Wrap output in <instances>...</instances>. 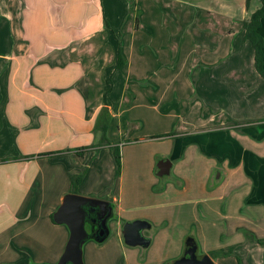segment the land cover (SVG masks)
Listing matches in <instances>:
<instances>
[{"label": "crops", "instance_id": "obj_1", "mask_svg": "<svg viewBox=\"0 0 264 264\" xmlns=\"http://www.w3.org/2000/svg\"><path fill=\"white\" fill-rule=\"evenodd\" d=\"M229 1L0 0V264L59 260L70 230L51 214L84 167L78 191L113 206L85 264H172L189 237L264 264V77L243 25L260 1ZM104 107L119 175L110 145L77 151ZM136 219L148 246L124 240Z\"/></svg>", "mask_w": 264, "mask_h": 264}, {"label": "water", "instance_id": "obj_2", "mask_svg": "<svg viewBox=\"0 0 264 264\" xmlns=\"http://www.w3.org/2000/svg\"><path fill=\"white\" fill-rule=\"evenodd\" d=\"M158 175H167L171 172L172 161L169 158L159 160ZM113 214L112 203L103 198L68 192L64 195L60 206L53 213L55 222L66 224L70 230L69 239L64 252L56 263L46 264H85L84 244L89 239L103 242L109 235V219ZM92 221L95 231H89L87 222ZM151 224L146 220L136 219L127 221L123 226L124 240L131 246H148L150 238L143 231ZM173 264H216L214 258L206 253L201 257L198 254V245L188 239L183 255Z\"/></svg>", "mask_w": 264, "mask_h": 264}, {"label": "trees", "instance_id": "obj_3", "mask_svg": "<svg viewBox=\"0 0 264 264\" xmlns=\"http://www.w3.org/2000/svg\"><path fill=\"white\" fill-rule=\"evenodd\" d=\"M252 0H246V7L249 8ZM260 1V6L252 12V14L249 16V18L243 20V25L245 29V34L244 37L246 40H248L253 49H254V55H255V64H256V69L258 73L262 77H264V34L261 31L263 24H264V0H259ZM126 63L125 56L120 49L119 54H118V62H117V69H121ZM109 82L111 83V79H109ZM111 90V87H109L107 93ZM111 121V114L109 110L104 107L100 111L96 123V131H101V139L100 141L92 146H87L78 149V153L83 155L85 150H96L99 151L101 147L105 145H110L113 149L114 157L116 160V174L119 175L121 172V167H122V157L120 153V144L112 141L110 138L107 136V131L108 127ZM175 133H170V134H165L161 135L162 137L164 136H169L173 135ZM45 153H41L39 155H44ZM51 154V153H48ZM53 154V153H52ZM35 155H31L30 157H34ZM86 174V168H83L80 173L73 174L71 177V190L70 192H78V186L82 183L84 177ZM52 220L55 222L53 218V213L51 214ZM188 239L193 240L191 237ZM187 239V240H188ZM186 240V241H187ZM195 241V240H193ZM256 241L260 244H264V237L262 238H256ZM234 249L235 246H228L225 248H219V249H214L209 252V254L213 258H217L219 256H228V255H233L234 254Z\"/></svg>", "mask_w": 264, "mask_h": 264}, {"label": "rangeland", "instance_id": "obj_4", "mask_svg": "<svg viewBox=\"0 0 264 264\" xmlns=\"http://www.w3.org/2000/svg\"><path fill=\"white\" fill-rule=\"evenodd\" d=\"M236 1L237 0H230L229 2L230 3H234V4H236ZM209 4H211V5H215V2H208ZM258 3H259V0H252V3H251V7H253V8H255L257 5H258ZM230 5V4H229ZM226 8H228V5L226 4ZM140 128V126H138V127H135V129L136 130H138ZM132 129H134V128H132ZM146 129L145 128H141L140 129V131L141 132H143V131H145ZM139 132V131H138ZM132 139V138H131ZM99 165H101V167L104 169V171H105V167H106V164H105V161H104V155L102 156V162L99 164ZM96 167V164H94L93 165V169ZM84 168H87V167H84ZM94 182H90V184H88L87 185V187H86V190L85 191H88L89 190V187H92ZM78 189H80V187L78 188ZM84 189V188H83ZM77 193H79V194H82V195H87V194H85V193H83V192H80V191H78ZM87 196H90V195H87ZM93 197H96V196H93ZM97 198H99V197H97ZM111 241V239H109V237L108 238H106L103 242H98L97 244H98V246H100V245H102L104 242H106L105 244H107V243H109ZM132 247V246H131ZM130 246H128V248H131ZM198 253H200L201 254V252H198ZM228 256H230V255H228ZM34 257V256H33ZM140 258L141 259H143V257H141V254H140ZM224 258H228L227 256L226 257H224ZM231 258H233V257H231ZM241 258V259H240ZM218 259V258H217ZM239 259L241 260V263L242 264H251V263H249V261H248V259H246V255L245 254H241V256H239ZM177 260V259H176ZM214 260L215 261H217L216 260V258H214ZM224 260V261H223ZM228 260H230V259H223V257L221 256L219 259H218V261L220 262V263H222V264H225V263H223V262H228ZM233 260V259H232ZM175 262V260L172 262V264ZM216 264H218V262H216Z\"/></svg>", "mask_w": 264, "mask_h": 264}, {"label": "flooded vegetation", "instance_id": "obj_5", "mask_svg": "<svg viewBox=\"0 0 264 264\" xmlns=\"http://www.w3.org/2000/svg\"><path fill=\"white\" fill-rule=\"evenodd\" d=\"M92 223H93L92 221H89V222H87L86 225H87V228H88L89 231L92 230V231L94 232L95 229H94V225H93ZM198 254H199V253H198ZM199 256L201 257L202 255L199 254Z\"/></svg>", "mask_w": 264, "mask_h": 264}]
</instances>
